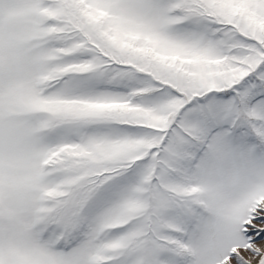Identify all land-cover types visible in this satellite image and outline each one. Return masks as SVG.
<instances>
[{
	"label": "snow or ice",
	"instance_id": "obj_1",
	"mask_svg": "<svg viewBox=\"0 0 264 264\" xmlns=\"http://www.w3.org/2000/svg\"><path fill=\"white\" fill-rule=\"evenodd\" d=\"M0 264H264V0H0Z\"/></svg>",
	"mask_w": 264,
	"mask_h": 264
}]
</instances>
